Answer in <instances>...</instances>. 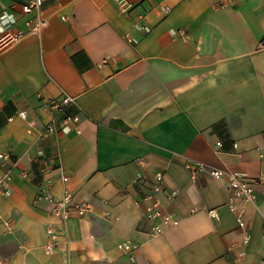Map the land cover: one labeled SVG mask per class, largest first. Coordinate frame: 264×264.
I'll use <instances>...</instances> for the list:
<instances>
[{
  "label": "crops",
  "instance_id": "crops-1",
  "mask_svg": "<svg viewBox=\"0 0 264 264\" xmlns=\"http://www.w3.org/2000/svg\"><path fill=\"white\" fill-rule=\"evenodd\" d=\"M29 1L0 0L24 34L0 58V151L18 162L0 195L13 221L0 225V264H264V183L237 205L240 228L228 181L211 175L264 178V0H44L25 14ZM37 19L48 26L32 33ZM64 93L80 121L45 135ZM158 171L179 224L152 236ZM47 185L91 213L56 215L38 199Z\"/></svg>",
  "mask_w": 264,
  "mask_h": 264
},
{
  "label": "built area",
  "instance_id": "built-area-1",
  "mask_svg": "<svg viewBox=\"0 0 264 264\" xmlns=\"http://www.w3.org/2000/svg\"><path fill=\"white\" fill-rule=\"evenodd\" d=\"M230 0H223L228 2ZM44 5V0H31L27 4L23 5V12L25 14H31L39 12ZM2 19V20H1ZM2 25L0 27V58L1 56L12 47L20 43L24 34L15 31L13 26L14 22L8 20L6 16L0 18ZM48 26L47 21L37 19L34 25L30 28L32 33H41ZM259 49L264 50V38L259 44ZM74 105V99L70 95L64 93L62 100L50 102V110L54 112V117L47 125L45 135L55 134L61 136L70 132L80 121L79 115L69 113L70 108ZM20 118L27 121L28 115L26 112L19 114ZM30 125H33L31 122ZM18 162L15 161L10 153L0 151V195L7 196L11 192V184L14 177V172L17 170ZM211 175L217 180H227L231 191V196L227 203L228 208L234 213L236 221L240 228L246 226V211L242 208H238L239 203L254 204L257 200L255 192V186L264 183V178L258 180H250L242 175L227 174L220 170H211ZM23 179L28 178L26 172H21ZM164 171L156 172L153 181V187L149 194L146 195L145 201L149 202L146 207L145 217L151 225V235L158 236L162 234L164 226H177L178 220L174 218V215L165 212L162 208V204L158 198V195L163 191L164 183ZM63 182H67L68 178L63 176ZM176 196L175 192L168 195L169 199H173ZM39 200L54 204V213L67 220L72 216L85 217L91 213L92 206L87 202H77L69 191H65L64 196L60 200H55L51 193L50 185H47L43 190H40L38 195ZM11 219H4L0 212V225L12 224ZM48 251L54 249L53 244L50 242L55 236L52 229L48 231ZM250 237H246L245 243L249 242ZM127 253H133L139 249L136 245L125 244L121 246Z\"/></svg>",
  "mask_w": 264,
  "mask_h": 264
}]
</instances>
